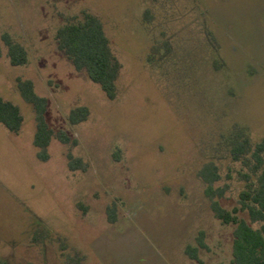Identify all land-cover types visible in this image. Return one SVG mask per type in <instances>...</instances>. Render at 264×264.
Masks as SVG:
<instances>
[{
	"label": "rangeland",
	"instance_id": "374dc122",
	"mask_svg": "<svg viewBox=\"0 0 264 264\" xmlns=\"http://www.w3.org/2000/svg\"><path fill=\"white\" fill-rule=\"evenodd\" d=\"M83 11L122 64L115 99L58 48L57 29ZM3 33L27 63H10ZM20 78L70 136L46 161ZM0 95L24 117L19 133L0 123V264H233L235 226L215 215L201 170L213 162L215 198L238 205L227 140L264 139V0H0ZM79 106L89 115L71 124Z\"/></svg>",
	"mask_w": 264,
	"mask_h": 264
},
{
	"label": "trees",
	"instance_id": "16d2710c",
	"mask_svg": "<svg viewBox=\"0 0 264 264\" xmlns=\"http://www.w3.org/2000/svg\"><path fill=\"white\" fill-rule=\"evenodd\" d=\"M146 16H150L146 10ZM7 46V55L13 66L27 63L26 48L14 40L8 33L2 34ZM58 48L62 50L72 62L76 70H84L88 77L97 83L109 99L117 96V80L122 64L114 54L110 39L104 24L97 15L83 11L79 17H72L56 33ZM17 89L23 99L33 106L35 112L36 129L33 144L37 148V157L46 161L49 158L48 147L52 139L57 138L63 143L70 142V136L64 130L55 131L47 121L46 112L48 100L39 95L30 79H18ZM89 110L85 106L71 109L68 115L71 124L85 121ZM0 123L10 132L19 133L24 117L18 105L0 95ZM227 145L231 158L241 163L239 172L244 188L239 192L238 205L232 209L223 207L215 198L223 192H214L213 184L219 176L213 162H208L201 170V176L206 183V194L212 200L215 215L224 224H233V264H264V139L253 143L248 134L236 132L228 137ZM79 160L70 161L72 169L81 168ZM246 212L249 220L241 216ZM115 218L110 219L114 222ZM261 223L254 227L253 223ZM204 233L198 237L199 246H205ZM188 256L198 260L196 247L186 248Z\"/></svg>",
	"mask_w": 264,
	"mask_h": 264
},
{
	"label": "flooded vegetation",
	"instance_id": "af4514ba",
	"mask_svg": "<svg viewBox=\"0 0 264 264\" xmlns=\"http://www.w3.org/2000/svg\"><path fill=\"white\" fill-rule=\"evenodd\" d=\"M7 264V262H5Z\"/></svg>",
	"mask_w": 264,
	"mask_h": 264
}]
</instances>
